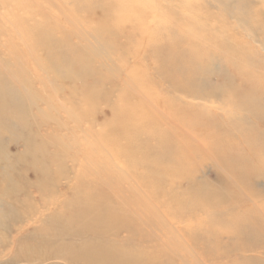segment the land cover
<instances>
[{"label":"rangeland","instance_id":"obj_1","mask_svg":"<svg viewBox=\"0 0 264 264\" xmlns=\"http://www.w3.org/2000/svg\"><path fill=\"white\" fill-rule=\"evenodd\" d=\"M0 264H264V0H0Z\"/></svg>","mask_w":264,"mask_h":264},{"label":"bare ground","instance_id":"obj_2","mask_svg":"<svg viewBox=\"0 0 264 264\" xmlns=\"http://www.w3.org/2000/svg\"><path fill=\"white\" fill-rule=\"evenodd\" d=\"M139 108V107H138ZM146 112V111H145ZM143 113V112H142ZM132 114V113H131ZM136 113H134L133 115H135ZM145 117H143V121H144V123H145V125H146V127H149V126H151V124L152 123H155L154 122V120H153V118H152V116H151V114L149 113V112H146V115H144ZM130 117V116H129ZM133 119V118H132ZM131 119V120H132ZM150 121V122H149ZM159 123H160V120H159ZM137 125H138V122H136V120L134 121V124H133V127H137ZM177 125V124H176ZM180 125V124H179ZM130 126V125H129ZM160 128V127H159ZM149 130H151V129H149ZM169 132V131H168ZM156 134V133H155ZM135 135H137V134H135ZM145 135V134H144ZM158 136V135H157ZM168 134H166V135H162L161 136V138H163L162 139V141L161 142H163V143H165V141H167V138H168ZM160 143V142H159ZM151 152L150 151H147V152H145V154H144V161L147 159L146 158V155H149ZM145 164H146V162H145ZM129 194V193H128ZM130 195H128V197H129ZM151 196V195H150ZM138 198V197H137ZM148 211V215H154V213H155V215L157 214L156 213V211L154 210V208L151 206V205H146L145 207L143 206L142 207V211ZM138 213V212H137ZM158 216V215H157ZM151 219V218H150ZM153 219V218H152Z\"/></svg>","mask_w":264,"mask_h":264}]
</instances>
